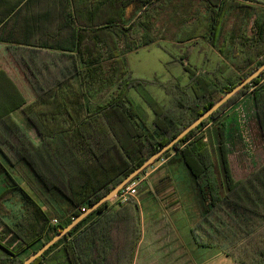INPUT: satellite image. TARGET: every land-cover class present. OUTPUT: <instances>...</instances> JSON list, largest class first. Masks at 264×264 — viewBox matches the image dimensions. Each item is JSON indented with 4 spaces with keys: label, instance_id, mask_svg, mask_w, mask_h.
<instances>
[{
    "label": "trees",
    "instance_id": "obj_1",
    "mask_svg": "<svg viewBox=\"0 0 264 264\" xmlns=\"http://www.w3.org/2000/svg\"><path fill=\"white\" fill-rule=\"evenodd\" d=\"M167 10L170 20L180 28L177 43L202 38L222 55H226L229 43L231 59L236 61L235 76L225 81L212 79L209 71L194 68L188 62L189 53L185 52L177 61L191 81L175 87L180 94L176 98L178 111L172 112L148 93L146 98L152 112L149 113L136 102L131 90L141 86L140 91L145 93L142 87L148 84L164 88L166 85L158 78L154 81L134 78L127 55L158 42L151 29ZM237 13L246 15L247 22L253 21V30L249 33L244 25L234 35L227 34L222 42L230 15ZM10 16L12 20L5 25ZM14 20L26 24L29 34H18ZM0 42L7 44L36 94L29 103L20 96L19 100L12 98L11 105L0 113V248L4 251L0 264H22L28 257L22 259L20 255L29 246L41 240L39 250L82 215L83 208L89 209L107 195L264 64V3L0 0ZM104 62L110 64L108 73L97 85L96 81L88 83ZM0 74L20 94L1 68ZM248 92L253 97L264 140L263 72L151 166L172 152L180 154L201 214L192 229L194 241L200 247L221 249L236 264L246 262L227 250L264 224V163L244 179L234 177L231 141L235 139L237 144L239 141L243 149L245 146L240 134L233 136L229 131L228 118L221 117ZM19 108L40 143L12 116ZM218 118H221L217 123L219 158L204 134V129ZM14 197H18L25 211L11 221L8 216L13 208L7 204ZM133 201L130 198L125 203ZM108 203L89 214L33 264H112L107 258L111 242L109 225L100 218L85 227ZM8 236L10 241L4 243L3 237ZM123 237L124 252L129 251L131 256L128 235ZM261 257L259 264H264V251Z\"/></svg>",
    "mask_w": 264,
    "mask_h": 264
},
{
    "label": "crops",
    "instance_id": "obj_2",
    "mask_svg": "<svg viewBox=\"0 0 264 264\" xmlns=\"http://www.w3.org/2000/svg\"><path fill=\"white\" fill-rule=\"evenodd\" d=\"M260 2L264 3V0ZM12 18L13 16L8 17L5 20V25ZM230 19L231 21L227 24L230 29L226 32V26L222 37L223 41L226 39L225 36L227 34L234 35L238 28L244 25L247 26L249 33L253 30V21L249 20L247 22L246 15L240 13L231 14ZM13 22H16L15 27L17 29L15 30L18 34H29L26 24H19L20 21L15 20ZM12 30L8 31L12 33ZM208 45V42L204 39L180 44L178 49H184L185 51H180L178 57L180 59L186 49L192 48L188 62L194 68L209 71L212 73L209 77L212 79L217 78L225 81V78L231 75L235 76L233 65L236 61L231 59L229 43L226 50L227 56H221L214 51L213 47ZM214 53L217 55L213 58L212 54ZM210 55L212 56L210 57ZM0 68L9 76L20 92V94L17 93L12 83L8 82L5 76L0 74V113L6 110L8 105H11L14 97L19 100L20 96L26 103L36 98L35 92L29 86L23 73L18 69L10 55L7 44L1 42ZM222 68L225 69L223 73L220 72ZM249 97L251 98V95ZM148 112L152 113L151 110H148ZM12 116L28 132L34 131L21 108L13 111ZM258 130L263 146L264 140L259 125ZM204 134L205 140L212 145L214 152L216 151V155L219 158L217 125L211 122L204 129ZM37 142L40 143V139ZM160 167L165 168L166 171H156L157 169L160 170ZM184 170L180 154L172 152L170 156L162 159L157 167L141 177L142 182L138 187V195L134 198L133 203L122 202L117 196L110 200L108 205L86 224L85 227L91 222H96L102 218L104 224L109 225L111 242L107 249V258L110 262H113L112 264H195L194 261L196 259L192 254L202 256L201 252H204L205 249L219 250V248L215 247H200L194 241L192 229L200 221L201 214L189 175ZM125 234L128 235L126 237L128 248L132 246L133 252L131 256L129 251L124 252L126 247L123 246L122 238H124ZM192 246L193 249L191 248Z\"/></svg>",
    "mask_w": 264,
    "mask_h": 264
},
{
    "label": "rangeland",
    "instance_id": "obj_3",
    "mask_svg": "<svg viewBox=\"0 0 264 264\" xmlns=\"http://www.w3.org/2000/svg\"><path fill=\"white\" fill-rule=\"evenodd\" d=\"M175 24L176 23L174 21L170 20L168 10L165 13H162L159 19H157L156 24L153 25L151 29V33L154 35L158 42L153 43L149 46L142 47L127 55L128 67L134 78L148 81H154L155 78H158L160 82L166 85V88H164L158 86L157 84H148L142 87L143 89L145 88V93L140 91L141 86H137L136 88H133L131 90V95L138 99L136 102L139 103L144 109H150L146 98V94L149 93L162 106L168 109H172V112L175 113L176 111H178L176 98L180 96L179 91H176L175 87H177L176 85L179 83L183 86L187 85L191 81L189 73L185 72L183 66L178 61H176L177 59H179L178 56L180 54V51L184 52L185 50L178 49L180 44L177 43V33L180 31V28ZM228 29H230V26H227L226 32ZM201 39L202 38H199V40ZM221 41L223 42L222 38ZM119 45L121 48L124 46L121 41ZM191 49L192 48L186 49V53H190ZM214 51L222 56V54L218 52V49L214 48ZM216 53L212 54L213 58L217 55ZM212 55H210V57ZM104 57L107 58L106 53H104ZM109 65L110 64L104 62L103 65H101L96 71H94L95 73L93 74V78L91 77L88 80V83H93L94 81H96L95 84L97 85L101 80V77H104L108 73ZM250 95L251 93L248 92V94H246L243 98L236 101V103H234L225 112L228 114H224L221 117L228 118V129L230 132L234 133L233 136H235L236 134H240V136H242L243 134L242 141L244 140V149L243 147H241L239 141L238 144L236 143L235 139H233L234 141H231V153H233V155L231 156L230 160L233 173L235 174L234 177L236 179L246 178L253 170L257 169L264 163V152L262 146L263 141L262 138L260 139L255 108L252 102L253 97L251 95L250 98ZM247 98L250 99L246 100ZM221 118H218L217 120L212 122L217 125ZM30 133L31 136L37 141V133L35 131H30ZM244 150L246 153L243 152ZM158 164L159 162L156 163L153 167H150L147 172L152 171L155 167H157ZM167 169L169 168L167 167ZM156 171L163 172L166 171V169L160 167V170L157 169ZM24 186L30 192V194L35 196L34 192L29 189L27 185L24 184ZM11 204L13 209L12 212H10L8 218L11 221L17 220L22 216L25 209H23V205L20 203L18 197H14L13 202H9L7 206L10 207ZM0 238L2 237L0 236ZM3 239L4 243H7L8 240L10 241L9 236L3 237ZM40 245L41 240L35 242L34 244H32V246H29L20 255V257L22 259L29 257V254L37 250ZM193 246L191 247L192 249ZM233 249L235 250V252H233ZM219 250L205 249L204 252H201L202 256H195L194 254H192L196 259L194 263L236 264L231 257L227 256L224 252L221 251V249ZM227 251L238 254L239 257L246 262V264H259L262 258L261 251H264V224L256 229L251 236H246L243 240L240 239L233 248H230ZM3 253V249L0 248V254Z\"/></svg>",
    "mask_w": 264,
    "mask_h": 264
},
{
    "label": "water",
    "instance_id": "obj_4",
    "mask_svg": "<svg viewBox=\"0 0 264 264\" xmlns=\"http://www.w3.org/2000/svg\"><path fill=\"white\" fill-rule=\"evenodd\" d=\"M264 72V64L260 66L253 74L235 86L232 90L226 93L220 100H218L208 111L203 113L198 119H196L192 124H190L186 129H184L179 135H177L173 140L167 143L165 146L160 148V150L147 159L140 167L135 169L127 178H125L118 186H116L107 195L102 197L93 206L87 209L82 215L77 217L61 232L55 235L50 241L45 243L39 250L30 255L22 264H33L38 258L44 255V253L54 246L59 240L66 236L73 228H75L82 220H84L89 214L98 209L101 205L110 200L114 199L119 195V193L136 177L141 175L146 169L151 167L156 161H158L167 151L174 148L177 143H179L186 135H188L192 130L197 128L203 121L210 118L216 111H218L224 104H226L233 96H235L239 91L245 88L247 85L251 84L254 79L259 77Z\"/></svg>",
    "mask_w": 264,
    "mask_h": 264
},
{
    "label": "built area",
    "instance_id": "obj_5",
    "mask_svg": "<svg viewBox=\"0 0 264 264\" xmlns=\"http://www.w3.org/2000/svg\"><path fill=\"white\" fill-rule=\"evenodd\" d=\"M142 180L141 178L134 179L129 183L118 195L122 202H126L130 198H136L138 195V187L140 186ZM83 212L86 211V208L82 209ZM54 223H57V220H54Z\"/></svg>",
    "mask_w": 264,
    "mask_h": 264
}]
</instances>
